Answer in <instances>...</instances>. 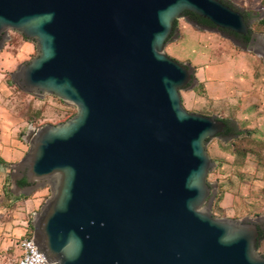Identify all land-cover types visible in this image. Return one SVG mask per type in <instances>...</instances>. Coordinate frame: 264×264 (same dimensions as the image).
Here are the masks:
<instances>
[{"label": "water", "instance_id": "95a60500", "mask_svg": "<svg viewBox=\"0 0 264 264\" xmlns=\"http://www.w3.org/2000/svg\"><path fill=\"white\" fill-rule=\"evenodd\" d=\"M184 13L243 49L264 37L246 45L252 20L221 0H0V49L11 29L37 51L11 80L76 108L10 170L13 194L51 189L31 222L45 264H264V216L209 211L206 143L237 135L182 106L194 70L163 48Z\"/></svg>", "mask_w": 264, "mask_h": 264}, {"label": "rangeland", "instance_id": "374dc122", "mask_svg": "<svg viewBox=\"0 0 264 264\" xmlns=\"http://www.w3.org/2000/svg\"><path fill=\"white\" fill-rule=\"evenodd\" d=\"M226 1L241 9L237 3L243 0ZM256 1L260 0H255L254 9H249L259 12L252 19L251 31L264 35V25L258 23L259 16L264 14V4ZM191 20L194 19L189 15L177 18L163 48L167 56L194 70L193 83L180 89L182 106L187 111L219 118H232L237 110L245 113L254 110L253 114L263 116L264 42L243 49L216 30L192 25ZM7 35L0 49V132L6 130L13 137L26 140L32 128L63 122L76 108L53 95L44 94L40 98L18 88L11 73L36 56V45L14 30L9 29ZM231 122L241 135L212 138L206 143V152L214 162L207 181L216 188L209 211L217 218L264 216V126L256 123L260 127L245 129ZM36 191L42 204L51 195L48 185L33 192ZM14 238L0 249V264H16L20 251L16 245L18 238ZM258 252L264 255V240L259 242Z\"/></svg>", "mask_w": 264, "mask_h": 264}, {"label": "crops", "instance_id": "0c3cea01", "mask_svg": "<svg viewBox=\"0 0 264 264\" xmlns=\"http://www.w3.org/2000/svg\"><path fill=\"white\" fill-rule=\"evenodd\" d=\"M261 1H256V3H261ZM237 5L242 9L239 10L246 12L251 20L259 13L249 10L254 9L252 7L255 5V0H243L241 4L237 3ZM263 17L264 14H261L258 20ZM253 111L245 113L237 110V112H233L232 118H224L233 120L237 125L245 129L264 126V115L253 114ZM258 111H260L259 108L257 113ZM241 123H244V125L242 126ZM256 123L260 124V126H257L258 124ZM27 146L28 144L23 137H13L6 130L0 132V249L11 243L14 237L19 238L27 235V231H32V220L30 218L42 206V201L38 197L37 191H32L29 195L10 192L11 167L21 161L28 149Z\"/></svg>", "mask_w": 264, "mask_h": 264}, {"label": "built area", "instance_id": "2783aa9c", "mask_svg": "<svg viewBox=\"0 0 264 264\" xmlns=\"http://www.w3.org/2000/svg\"><path fill=\"white\" fill-rule=\"evenodd\" d=\"M37 213L33 214V217ZM32 232L29 235L20 236L17 240V247L20 251L16 260V264H45L43 258L38 256V253L33 244Z\"/></svg>", "mask_w": 264, "mask_h": 264}, {"label": "trees", "instance_id": "16d2710c", "mask_svg": "<svg viewBox=\"0 0 264 264\" xmlns=\"http://www.w3.org/2000/svg\"><path fill=\"white\" fill-rule=\"evenodd\" d=\"M222 2H224L225 4H227V5H229V6H231V7H233L228 1H226V0H221ZM262 2H263V4H264V0H262ZM243 14H244V16L247 14L246 12H242ZM182 15H188L187 13H184V14H182ZM194 19V18H193ZM195 20V19H194ZM258 23H260L261 25H264V17L262 18V19H260L259 21H258ZM174 27H175V22H174ZM223 120L224 121H228L230 124H232L234 127H235V130H234V135H241V133L242 132H240V131H238L237 129H236V126L231 122V120H229V119H226V118H223ZM233 135V136H234ZM32 232V231H31ZM30 232V233H31ZM29 233V234H30Z\"/></svg>", "mask_w": 264, "mask_h": 264}, {"label": "flooded vegetation", "instance_id": "af4514ba", "mask_svg": "<svg viewBox=\"0 0 264 264\" xmlns=\"http://www.w3.org/2000/svg\"><path fill=\"white\" fill-rule=\"evenodd\" d=\"M245 18L246 19H249L250 17H249V15L248 14H246L245 15ZM252 33H253V31H249V33H247V35H248V40H247V43H246V45H250V39H251V37H252ZM254 40H256V42H252L251 43V45H256L259 41L260 42H264V40L262 41L261 40V37L260 38H257V37H254ZM261 238V240H264V236H262V237H260Z\"/></svg>", "mask_w": 264, "mask_h": 264}, {"label": "bare ground", "instance_id": "6f19581e", "mask_svg": "<svg viewBox=\"0 0 264 264\" xmlns=\"http://www.w3.org/2000/svg\"><path fill=\"white\" fill-rule=\"evenodd\" d=\"M30 131H32V130H30Z\"/></svg>", "mask_w": 264, "mask_h": 264}]
</instances>
